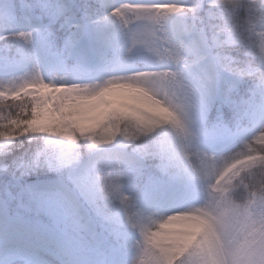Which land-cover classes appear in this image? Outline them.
I'll return each mask as SVG.
<instances>
[{"label":"snow or ice","instance_id":"obj_1","mask_svg":"<svg viewBox=\"0 0 264 264\" xmlns=\"http://www.w3.org/2000/svg\"><path fill=\"white\" fill-rule=\"evenodd\" d=\"M254 27L237 0H0V264H264Z\"/></svg>","mask_w":264,"mask_h":264},{"label":"clouds","instance_id":"obj_2","mask_svg":"<svg viewBox=\"0 0 264 264\" xmlns=\"http://www.w3.org/2000/svg\"><path fill=\"white\" fill-rule=\"evenodd\" d=\"M238 12L243 13V20L254 25L255 36L259 38L264 33V0H237ZM259 49V43L257 45Z\"/></svg>","mask_w":264,"mask_h":264}]
</instances>
